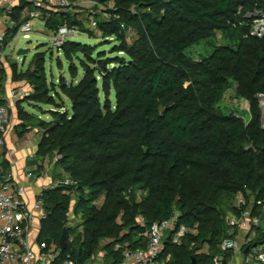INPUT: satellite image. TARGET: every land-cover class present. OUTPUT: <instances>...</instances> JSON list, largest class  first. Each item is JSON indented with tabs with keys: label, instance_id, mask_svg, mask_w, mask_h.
<instances>
[{
	"label": "trees",
	"instance_id": "1",
	"mask_svg": "<svg viewBox=\"0 0 264 264\" xmlns=\"http://www.w3.org/2000/svg\"><path fill=\"white\" fill-rule=\"evenodd\" d=\"M91 1L96 6L88 14L50 12L44 26L51 32L76 28L104 45L114 41V57L67 40L61 52L70 83L64 77L48 82L43 53L25 71L11 64L12 81L32 87L16 106L19 137L40 129L36 157L43 165L58 156L53 179L76 183L43 192L48 218L39 240L59 245L69 226L58 262L69 256L76 264H90L101 253L104 264H124L126 250L146 249L154 223L177 215L165 238L167 264L193 259L213 264L228 236L226 216L237 213V196L264 200V128L257 99L264 94V36H250L253 19L245 17L264 13V0ZM25 5L14 7L16 25L6 43L23 23ZM97 5L116 18L104 17ZM218 34L227 44L199 60L186 55ZM5 78L0 69V92ZM231 88L235 98L249 103L248 120L222 112ZM25 102L34 109L51 107L52 119L27 112ZM69 214L82 227L75 237ZM181 228L189 232L174 242ZM232 255L224 254V264Z\"/></svg>",
	"mask_w": 264,
	"mask_h": 264
},
{
	"label": "built area",
	"instance_id": "2",
	"mask_svg": "<svg viewBox=\"0 0 264 264\" xmlns=\"http://www.w3.org/2000/svg\"><path fill=\"white\" fill-rule=\"evenodd\" d=\"M87 1L96 6V3L91 0ZM23 3L26 4L21 14L23 23L16 36L21 34L25 39H29L30 34L34 32L31 21L36 16L43 21L50 12H68L73 6V0H0V59L7 57L6 51L11 48L12 41L16 37L6 43L8 31L16 25L11 18L13 9ZM97 6L104 17L116 18L112 13L105 12L107 9L104 6ZM245 17L253 19L250 36L262 38L264 36V13L255 10L247 13ZM26 18L31 20L24 22ZM77 30L66 25L60 27L56 32H52L50 38L52 45L58 50ZM22 69L20 65V70ZM28 95L29 93L22 89H12L7 94L0 92V159L6 154L15 152L13 149L6 148L5 140V135L11 128L10 103L21 101ZM257 99L264 128V94H259ZM237 101L239 102L235 97L233 101L229 100L233 102L231 104H236ZM57 159H59L58 156L54 163ZM54 163L49 165L47 160L27 174L28 179L35 181L40 179L42 182L40 189L32 198L29 196L25 183L16 181L12 175L0 170V264H76L69 259V256L64 261L58 262L62 252L59 245L39 240L42 223L48 218L42 201L43 192L57 186L76 184L69 177L53 179L50 173L55 167ZM234 207L237 213H230L226 216L228 236L222 240L221 254L213 257V264H224L225 253L233 254L228 264H235L233 263L234 258L239 253L243 256L242 264H264V200L250 196L246 201L242 195H238ZM73 219L69 214L70 222ZM176 219L177 215H174L169 220L154 223L146 234L148 238L146 249L126 250L124 264H167L169 257H163L165 238L167 233L174 229ZM140 224L143 225L142 220ZM187 232L189 230L181 228L175 235L174 242H179ZM204 251L208 253L207 250Z\"/></svg>",
	"mask_w": 264,
	"mask_h": 264
},
{
	"label": "rangeland",
	"instance_id": "3",
	"mask_svg": "<svg viewBox=\"0 0 264 264\" xmlns=\"http://www.w3.org/2000/svg\"><path fill=\"white\" fill-rule=\"evenodd\" d=\"M93 7L94 5L88 3L87 0H73V6L71 9L68 10V13L79 14L85 12L86 14H88V12L94 10ZM33 12L35 11L33 10ZM31 22L32 25L34 26V32L30 34L29 39L23 38L21 34L17 35L12 41L11 48L7 49L6 51L8 57L7 59H9V62L11 64H17L19 66L18 68L20 69L22 56L18 57L16 53L19 49H28L29 52L25 57V63L22 69V71H25L28 68V65L32 62L35 54L43 53L45 55V60H46L45 67H46L48 82H57L59 77H64L65 80L68 83H70L71 77L68 72L69 64L64 59L62 52L58 51L52 45L50 39L52 37V32L45 28L44 21L40 20L38 16L32 19ZM68 40L95 46L98 52L103 51L104 53L107 54V57L112 58L115 56L114 54L110 53L112 46L116 43L114 41H112V44L104 45L102 44L104 43L102 40L91 38L89 37L88 34L82 33L79 30H77L76 33L73 34V36L69 37ZM226 42L227 41L223 40L221 35L218 34L214 40H211L209 42H201L198 45H194L190 47L186 51V55L190 58L199 60L203 57H207L208 55H210L214 50V46L227 44ZM82 75L83 73L80 70L79 77L77 80L82 78ZM227 92L228 93H225L223 97V101L221 103L222 112L224 114H229L230 112L234 111L236 114L238 113L239 115L243 116L245 120H248L250 115L249 112L247 111V102L243 100H239V102L237 101L238 103L231 104L233 102H229V100L233 101V97H234L233 88L229 89ZM25 110L37 115L38 117H42V119L45 121L46 120L50 121L52 119V116L48 113L53 109L49 106H42L41 109H34V112L31 111L32 108L30 110L25 108ZM65 110L71 113V103L68 100H65ZM37 141H38V137L33 139L31 144L37 145L36 144ZM48 161H49V165H53L54 161H51L49 159ZM50 174L51 177L53 178L54 169L51 170ZM79 223L80 220L73 219L72 222L69 224L71 226V234H70L71 237H75L77 234L82 232V227L79 225ZM242 262H243V256L239 253L235 256L233 263L242 264ZM90 264H104L102 260V254L100 253Z\"/></svg>",
	"mask_w": 264,
	"mask_h": 264
},
{
	"label": "crops",
	"instance_id": "4",
	"mask_svg": "<svg viewBox=\"0 0 264 264\" xmlns=\"http://www.w3.org/2000/svg\"><path fill=\"white\" fill-rule=\"evenodd\" d=\"M7 58L8 57L0 59V69H3L6 73V78L1 93L7 94L12 89H22L23 91L30 93L32 91V87L30 86V84H28L27 82L14 83L12 81L11 63ZM18 102L19 101L10 103L11 128L7 131L5 135L7 145L6 148L8 150L13 149L15 150V152L13 154H6L2 159H0V163L4 160L9 163L6 168H4L5 165H0V170L3 173L12 175L13 179H15L16 181L25 183L29 191V196L30 198H32V196H34V194L37 193L40 189L42 182L40 179L35 181L27 178V174L29 172H33L37 165H41V160L36 157L37 145H32L31 142L33 141V139L38 137V141L36 143L38 144L41 137V132L40 129H33V131L26 133L23 137H19L16 129V126L19 124L16 109ZM23 106L29 110L32 108L31 111L34 112V108L27 102H25ZM248 110L249 103L247 102V111ZM40 118L42 119V117ZM47 160L48 159H46L45 162Z\"/></svg>",
	"mask_w": 264,
	"mask_h": 264
},
{
	"label": "water",
	"instance_id": "5",
	"mask_svg": "<svg viewBox=\"0 0 264 264\" xmlns=\"http://www.w3.org/2000/svg\"><path fill=\"white\" fill-rule=\"evenodd\" d=\"M62 48H59L58 51H61ZM29 52L28 49H19L16 53L18 57L22 56V62H21V67L24 66L25 63V57L27 53ZM68 228L69 226L64 227L62 235L59 239V247L61 251H65L67 247V238H68ZM246 252V251H245ZM191 264H195V259L192 260Z\"/></svg>",
	"mask_w": 264,
	"mask_h": 264
}]
</instances>
